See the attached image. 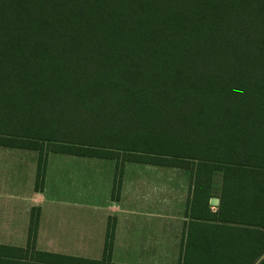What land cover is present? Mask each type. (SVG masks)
I'll return each instance as SVG.
<instances>
[{"label": "trees", "instance_id": "obj_1", "mask_svg": "<svg viewBox=\"0 0 264 264\" xmlns=\"http://www.w3.org/2000/svg\"><path fill=\"white\" fill-rule=\"evenodd\" d=\"M0 145L40 151L36 190L48 152L115 159L113 198L126 161L189 168L206 204L221 170L241 248L184 264H264V0H0ZM38 222L0 264H118L114 220L101 259L37 250Z\"/></svg>", "mask_w": 264, "mask_h": 264}, {"label": "crops", "instance_id": "obj_2", "mask_svg": "<svg viewBox=\"0 0 264 264\" xmlns=\"http://www.w3.org/2000/svg\"><path fill=\"white\" fill-rule=\"evenodd\" d=\"M21 150L38 153L29 173V185L24 189L20 178ZM54 154L59 156L54 157L59 166L56 173L49 168ZM39 157L38 150L0 145V233L29 234L32 211L38 210L35 246L42 242L43 248L37 250L101 259L110 219L115 221L111 261L118 264H184L186 252L191 256L217 252L228 260L241 248V233L237 229L243 224L237 216L225 214L227 218L222 219L218 215L219 199L217 203L211 199V204L192 203L189 168L126 161L119 197H112L111 176L105 198L88 201L83 185L85 176L73 166L85 167L92 162L91 158L113 160L116 166L115 159L48 152L44 184L36 190ZM146 167L156 170V177H149ZM165 167L183 172L173 175L180 180L174 184ZM94 233L96 237L102 234L101 244L86 243V238ZM97 251L101 253L96 254ZM188 263L202 262L189 257Z\"/></svg>", "mask_w": 264, "mask_h": 264}, {"label": "rangeland", "instance_id": "obj_3", "mask_svg": "<svg viewBox=\"0 0 264 264\" xmlns=\"http://www.w3.org/2000/svg\"><path fill=\"white\" fill-rule=\"evenodd\" d=\"M43 151L47 150L49 148H52L53 146L49 143H44L42 145ZM12 151V150H11ZM58 154H54L53 156L51 155V166H49L50 171L53 172L55 171L58 172L59 166H57V162L54 160L59 159V156H55ZM119 156L122 159L123 158V152H119ZM35 157H38V153L35 151L31 150H21L19 158H21V164H20V178H21V188H25L26 186L29 185L30 182V177L29 173L32 170V164L33 161L35 160ZM53 157V158H52ZM88 161V159H86ZM85 160V161H86ZM38 161V158L36 159ZM90 161H92L90 164L86 165L83 167L80 165L79 167L73 166V169H79L80 174H83L85 177L84 180V188H85V199L88 201H93V200H99V199H104L105 194L109 189V182L111 181V176L115 178L116 175V166L115 162L113 160H102V159H96V158H91ZM35 163L33 164L34 167ZM56 168V169H55ZM147 172L146 174L149 175V177H156L157 174L156 170H150V168L146 167ZM159 169H162V167H159ZM165 173L166 175L171 174L176 175L177 173H183L180 170H176L174 168H169L165 167ZM160 171V170H159ZM65 174H69L70 172L67 170H62ZM129 173V172H128ZM155 175H154V174ZM192 175V173H191ZM98 176L99 178L96 179L95 177ZM168 179V177H166ZM222 171L221 170H215L213 179H212V184H211V196L209 197L207 204L210 203L209 201L212 198H218L220 200V196L222 193ZM173 183L178 182L180 179H177L176 177L173 176ZM55 180V179H54ZM70 180V179H66ZM110 180V181H109ZM192 203L196 202L195 198L197 196V191L195 190L197 187L195 186V176L192 175ZM206 186L205 183H200L199 187H204ZM198 189V188H197ZM200 191H198L199 193ZM200 199V198H198ZM221 201V200H220ZM219 201V202H220ZM211 204V203H210ZM214 208V207H213ZM22 215L24 214V209L22 207ZM22 222V219H21ZM24 228V226H23ZM88 233H86L87 235ZM42 235V234H41ZM96 233L93 234L91 238H86L89 239L88 242L86 243H102V234L97 236L96 238ZM104 240V239H103ZM0 244L3 245H12V246H17V247H26L28 244V234L27 233H0ZM43 244L42 242L40 245L36 248L40 249V247ZM43 248V247H41ZM101 253V251H97L96 254ZM100 255V254H99ZM97 256V255H96ZM101 257V256H100ZM31 258V257H29ZM28 261H32V259H28Z\"/></svg>", "mask_w": 264, "mask_h": 264}, {"label": "water", "instance_id": "obj_4", "mask_svg": "<svg viewBox=\"0 0 264 264\" xmlns=\"http://www.w3.org/2000/svg\"><path fill=\"white\" fill-rule=\"evenodd\" d=\"M218 202V198H212V203H217Z\"/></svg>", "mask_w": 264, "mask_h": 264}]
</instances>
